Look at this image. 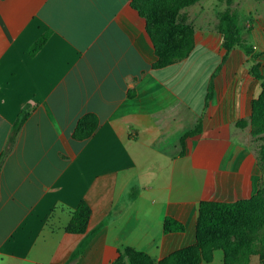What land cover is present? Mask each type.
<instances>
[{
    "label": "crops",
    "instance_id": "obj_1",
    "mask_svg": "<svg viewBox=\"0 0 264 264\" xmlns=\"http://www.w3.org/2000/svg\"><path fill=\"white\" fill-rule=\"evenodd\" d=\"M247 39L250 54L226 57L220 33L199 30L187 58L159 67L130 0H0V264H132L128 251L158 264L195 244L203 201L253 197L264 31ZM87 115L97 130L76 140ZM83 200L87 232L68 233ZM167 218L184 231L165 233Z\"/></svg>",
    "mask_w": 264,
    "mask_h": 264
},
{
    "label": "trees",
    "instance_id": "obj_2",
    "mask_svg": "<svg viewBox=\"0 0 264 264\" xmlns=\"http://www.w3.org/2000/svg\"><path fill=\"white\" fill-rule=\"evenodd\" d=\"M131 7L144 17L145 13L141 11H152L155 18L156 6L149 4L148 0H139L135 5L130 0ZM192 0H169L165 9L168 15L173 16L183 7L189 5ZM157 19V16L155 20ZM238 15L231 14L229 11L221 15V22L218 32L223 38V47L226 57L238 46L244 45L238 31ZM147 32L152 39L156 54L159 58L156 66L166 67L177 61L187 58L195 48L194 35L190 37L188 48L181 49L180 54L175 50L171 43L160 41L152 30L147 26ZM50 33L42 36L30 49L32 56L36 55L46 44ZM184 45V44H183ZM241 47V46H240ZM247 53L252 51L251 47L244 45ZM254 74L257 79L263 81V91L257 102L254 103V112L252 116L253 134L258 135L264 132V72L261 73L259 67ZM211 90L208 94V100L211 97ZM29 113L23 111L13 127V133L10 138V144L15 141L22 125L28 118ZM98 127V120L92 116H85L74 132L73 137L76 140L84 141L93 136ZM199 131L197 128L194 132ZM192 133L186 134L184 138ZM2 159L0 158V164ZM92 215V209L86 201H81L74 211L72 218L66 228L68 233L86 234L88 224ZM105 223L100 224L94 229L87 238L81 243L77 251L72 256V261L84 252ZM165 233H174L184 231V225L172 218H167L164 223ZM222 251L224 254V264H249L252 255L260 256V264H264V189L249 200H240L234 203L203 201L200 204L198 221L196 226V242L194 245L181 249L158 264H209L213 261L214 253ZM131 258L132 264H154L145 255L133 252H127Z\"/></svg>",
    "mask_w": 264,
    "mask_h": 264
},
{
    "label": "rangeland",
    "instance_id": "obj_3",
    "mask_svg": "<svg viewBox=\"0 0 264 264\" xmlns=\"http://www.w3.org/2000/svg\"><path fill=\"white\" fill-rule=\"evenodd\" d=\"M168 1L148 0L149 4L156 6V20L152 16V13L155 14V12L152 11H141L142 14L145 13V16H139L145 20L146 30L148 26L157 38H161L160 41L171 43L178 52L177 54H180L181 49L185 48L186 50L188 48L190 37L194 35L195 39L199 30L218 31L221 15L227 11L238 15V31L242 43L247 47H251L252 51L253 47L248 43L250 39H247V37L255 30L264 31V0H192L189 5L180 9L173 16L168 15L166 12L165 5ZM133 2L135 5L139 4V0H133ZM137 13L139 14V12ZM244 45L240 44L238 46L245 48ZM203 51L202 48L197 49L193 58L203 53ZM245 126L242 125L241 127L244 128ZM251 136L254 146H256L254 152L258 175L257 192L255 194L257 195L260 190L264 189V132L254 135L252 129ZM218 254L220 256V253ZM254 257L259 259L260 264L259 255H252L250 263Z\"/></svg>",
    "mask_w": 264,
    "mask_h": 264
}]
</instances>
